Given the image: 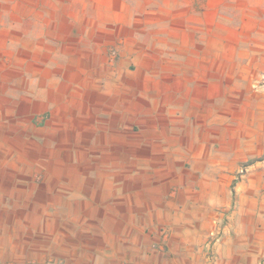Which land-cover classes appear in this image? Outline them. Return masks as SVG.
Returning a JSON list of instances; mask_svg holds the SVG:
<instances>
[{
	"label": "rangeland",
	"instance_id": "obj_1",
	"mask_svg": "<svg viewBox=\"0 0 264 264\" xmlns=\"http://www.w3.org/2000/svg\"><path fill=\"white\" fill-rule=\"evenodd\" d=\"M184 2L179 8L186 10L178 9L176 16L171 15L172 20L175 18L173 22L184 32L181 39L187 43L193 38L201 48L200 54L185 53L184 61L195 55L204 62L215 61L217 67L264 62V0ZM188 9L192 11L187 13ZM25 25L28 33L34 34V22L26 20ZM25 49L26 66L31 67L32 45ZM83 55L84 66L96 67V53ZM107 55L111 66L122 67L119 76L124 78H140V68L151 66L156 58L159 63L175 59L166 53L142 50L125 54L111 49ZM31 82L32 77L26 75L24 93L19 94L24 99L0 101L3 109L5 106L8 109V114H0V142L8 141V148L2 147L8 152L10 164L20 162L21 158L24 162L23 179L13 180L14 165H9L3 174L2 184L9 193V217L12 203L13 209L22 212L26 235L41 241V245L26 246V253L36 252L41 259L36 257L37 260H27L25 264H264V103L261 98L260 109L240 115L238 111L244 101L237 100L239 93L233 94V128L247 130L244 137L257 131L260 141H248V149L234 152L240 156H234V161L237 158L239 161L233 166L230 180L217 181L218 192L223 190V193L216 197L208 224H119L124 218L119 216L113 222V198L118 193L128 198L129 184L135 176L142 175V183L149 185L162 178L163 188L168 187L170 196L184 190V184H192L186 179L192 172V164L130 165V158L148 157L143 151L150 153L152 149L129 146L128 122L120 123L115 132L99 121L90 124L85 111L87 102L80 97L86 85L73 86L74 98L66 103V109L63 103L61 109H48L40 107L48 102L34 99ZM250 87L264 97V73H258ZM93 112L96 114V109ZM92 127L95 128L91 131ZM217 127L219 130L224 125L218 123ZM141 131L137 127L136 135L140 136ZM97 138L104 141L99 146ZM161 151L165 155L163 161L166 155L170 161L172 150ZM246 152L250 155L241 156ZM153 176L159 180L152 181ZM125 205H120L121 213L127 216ZM90 215L102 224L87 223L86 219L92 220L88 218ZM164 215L167 220L172 215L173 220L178 215L183 219L192 216L170 210ZM82 220L85 224H80ZM239 238L247 241V261L242 260L236 243Z\"/></svg>",
	"mask_w": 264,
	"mask_h": 264
},
{
	"label": "crops",
	"instance_id": "obj_2",
	"mask_svg": "<svg viewBox=\"0 0 264 264\" xmlns=\"http://www.w3.org/2000/svg\"><path fill=\"white\" fill-rule=\"evenodd\" d=\"M181 3L184 5V0H0L1 102L24 99L19 94L24 93L26 75L32 77L34 99L48 102L40 105L48 109H61L62 103L66 109V103L74 98L73 86L86 85L80 97L87 102L85 111L90 124L99 121L115 132L120 123L128 122L129 146L152 149L150 153L143 151L148 157L130 158V165L192 164V172L186 176L192 184H184V190L170 196L168 187L163 188L162 178L149 185L142 183V175L135 176L129 189L125 186L128 198L120 193L114 195L113 222L119 216L124 218L119 224H208L216 197L223 193L218 192L217 181L230 180L233 166L239 161V158L234 161V156L240 157L234 152L248 149V141H260L257 131L244 137L247 130L233 128L231 101L234 92L239 93L237 100L244 101L238 111L240 115L262 107L260 98L264 103V97L250 86L258 73H264V62L217 67L215 61L204 62L195 55L184 61L185 53L200 54L201 48L193 38L187 43L181 39L184 32L173 22L175 18L172 20L171 15L176 16L178 9L186 10L179 8ZM191 11L188 9L187 13ZM26 20L34 22L32 35L28 33ZM29 44L34 53L31 67L26 66L25 59V47ZM111 49L125 54L141 50L161 52L175 59L159 63L156 58L151 66L140 68V78H124L119 76L122 67L109 64L107 54ZM84 53L97 54L96 67L84 66ZM3 112L8 114L7 106L3 109L0 104V114ZM218 123L224 128L218 130ZM137 127L143 129L140 136L136 135ZM100 141L97 138V146ZM7 145V140L0 142V264H25L27 260H37L36 257L41 259L36 252L26 253L27 245H41V241L26 235L22 212L13 209L12 203L9 217V193L2 184L3 174L9 165H14L13 180L23 179L24 162L21 158L20 162L10 164L8 152L3 149ZM162 149L172 150L170 161L167 155L163 161ZM246 155L250 154L241 153ZM154 177L152 181L159 180ZM92 197L96 199L95 195ZM167 197H172L171 201ZM121 204H126L127 216L121 213ZM169 210L192 216L183 219L178 215L174 221L172 215L167 220L164 212ZM88 218L92 219H86L89 224H102L91 215ZM80 224L85 222L82 220ZM53 226L55 229L56 224ZM236 243L242 260L247 261L246 239L239 238ZM229 250L234 252L232 247Z\"/></svg>",
	"mask_w": 264,
	"mask_h": 264
}]
</instances>
